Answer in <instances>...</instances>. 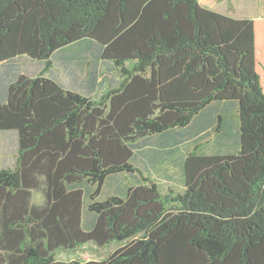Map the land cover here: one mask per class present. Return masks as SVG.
<instances>
[{
    "label": "trees",
    "instance_id": "trees-1",
    "mask_svg": "<svg viewBox=\"0 0 264 264\" xmlns=\"http://www.w3.org/2000/svg\"><path fill=\"white\" fill-rule=\"evenodd\" d=\"M86 41L119 74L100 98L46 75ZM26 57L45 68L0 96V131L19 138L14 167L0 169V264H264L255 20L199 0H0V65ZM216 104L237 116L209 120L222 147L188 154L182 192L141 176L101 199L109 178L142 174L141 141L183 134ZM88 245L119 247L104 260L58 259Z\"/></svg>",
    "mask_w": 264,
    "mask_h": 264
},
{
    "label": "rangeland",
    "instance_id": "rangeland-1",
    "mask_svg": "<svg viewBox=\"0 0 264 264\" xmlns=\"http://www.w3.org/2000/svg\"><path fill=\"white\" fill-rule=\"evenodd\" d=\"M199 2L208 9L235 18L258 20L257 62L264 88V0H199ZM55 62L52 70L46 73L47 76L58 80L67 88L92 95L93 98H100L108 89L117 87L120 82L118 72L111 70L110 65L101 59L98 47L87 41L61 52ZM44 68V63L27 57L0 65V96L6 94V86L19 75H39ZM92 78L96 82L94 90L90 86ZM223 109H227V113L221 111ZM220 113L227 116L225 120L228 123V119L230 122L237 116V107L216 104L197 118L183 134L158 135L141 141L135 148L132 163L142 174L126 173L109 178L103 188L101 199L123 195L129 187L140 182L143 176L155 181L164 192L169 189L182 192L185 188L184 161L188 154L201 144L208 154H213L222 147L217 143L219 134L215 131L216 124L209 121ZM226 142L229 145L230 141ZM18 148L17 132L0 131V169L14 167ZM226 148L223 147L222 150L225 152ZM34 200H41V196L36 195ZM85 219L88 220L87 216ZM118 247L113 245L110 248H99L88 245L77 253H62L58 259L64 261L77 259L83 262L104 260Z\"/></svg>",
    "mask_w": 264,
    "mask_h": 264
},
{
    "label": "crops",
    "instance_id": "crops-1",
    "mask_svg": "<svg viewBox=\"0 0 264 264\" xmlns=\"http://www.w3.org/2000/svg\"><path fill=\"white\" fill-rule=\"evenodd\" d=\"M257 23H258V20L255 21V27H256V29L258 27V24ZM261 39H263V38H261ZM257 42H258V38H257V32H256V45H257ZM257 54H258V52H257Z\"/></svg>",
    "mask_w": 264,
    "mask_h": 264
}]
</instances>
